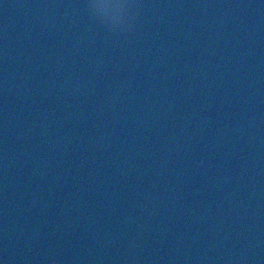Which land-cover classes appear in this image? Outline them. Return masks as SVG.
Masks as SVG:
<instances>
[{"label": "water", "instance_id": "95a60500", "mask_svg": "<svg viewBox=\"0 0 264 264\" xmlns=\"http://www.w3.org/2000/svg\"><path fill=\"white\" fill-rule=\"evenodd\" d=\"M0 0L3 264H264V0Z\"/></svg>", "mask_w": 264, "mask_h": 264}, {"label": "clouds", "instance_id": "9594fccd", "mask_svg": "<svg viewBox=\"0 0 264 264\" xmlns=\"http://www.w3.org/2000/svg\"><path fill=\"white\" fill-rule=\"evenodd\" d=\"M86 7L109 30L126 33L134 29L142 5L140 0H87Z\"/></svg>", "mask_w": 264, "mask_h": 264}]
</instances>
